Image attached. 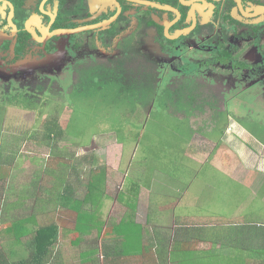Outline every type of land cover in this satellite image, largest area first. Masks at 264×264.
<instances>
[{
    "label": "flooded vegetation",
    "instance_id": "1",
    "mask_svg": "<svg viewBox=\"0 0 264 264\" xmlns=\"http://www.w3.org/2000/svg\"><path fill=\"white\" fill-rule=\"evenodd\" d=\"M105 68L127 83L136 74L148 78L164 103L174 88L202 89L194 100L211 102L218 114L201 123L226 119L219 132L211 131L214 122L191 128L187 121V135L246 144L255 138L239 119L264 127V0H0L3 102L20 92L37 103L52 100L58 88L76 91ZM106 84L99 79L96 87ZM144 104L156 119L159 105ZM8 107L0 105L3 121L13 119ZM20 108L34 119L39 110Z\"/></svg>",
    "mask_w": 264,
    "mask_h": 264
},
{
    "label": "rangeland",
    "instance_id": "2",
    "mask_svg": "<svg viewBox=\"0 0 264 264\" xmlns=\"http://www.w3.org/2000/svg\"><path fill=\"white\" fill-rule=\"evenodd\" d=\"M103 73L98 76V79L90 77L91 80L86 79L84 83L81 81L80 87L76 91H72L68 86L69 81H65L64 85L68 86L67 90L62 92L58 88L56 93L53 94L56 98L52 100L47 99V96H45L41 103L33 102V99L30 98V92H20L12 95L10 102H7V100L3 102V99H0V105L9 106V111H5V113L9 112L12 115L14 123L23 122L27 124V127L14 126V128H20V134L24 135L28 130L29 133L32 132L33 136L36 135L45 140L44 143L39 144L36 151L42 156L39 159L43 160L40 161L43 162L44 169L55 168L54 173L58 177L57 179L64 175L65 178H61L60 185L65 183L69 175L73 179H80L77 178L78 174L75 173L73 168L88 155H95L97 160H100L101 164L107 167V177L104 182L106 187L102 189L104 196L101 195V201L105 208V210L103 209V221L107 224L106 227L110 225L109 222L112 218H123L132 213L128 206H124L126 205L125 202L121 203L118 199L123 194V190L126 191L128 196L134 189L140 190L142 191L140 198L142 194L143 198H151L153 195H158V190H160L159 192L166 191V195L160 196L164 204L172 202L174 205L177 203H175V200L182 202L174 208L179 217L197 216L198 209H201L203 216L206 217L204 218L206 220L202 221L204 222L203 227H211L212 230L215 229L216 223L221 224L224 222L221 218L226 215L223 212L226 205L219 201L215 213H211L212 210L207 213L208 202L216 205L217 199H221L227 205L230 204L229 209L235 202L241 208L252 206V210L255 211L256 208L262 207V211H264V127L253 120L245 122L247 118L245 120L239 119V124L247 128L255 138L247 140L246 144L242 142V144L237 145L239 143L237 138L226 139L223 135L216 133L208 135L207 139L204 140L192 139V135H187L190 130L186 124L187 121L190 127L193 128L195 122L201 123L200 120H203L200 117L204 118L208 115L210 119L215 116L214 113L216 112V107H213L211 102L202 103L194 100L197 95L196 90L199 89L198 94L200 95L202 89L196 86L187 87L186 89L181 86L177 90L174 88L170 92L172 94L177 92L175 97L171 99L166 96V103H164L163 98L157 100V90L148 78L145 80L141 74H136L133 77L134 80L127 77V83L121 81L120 77L119 79L110 77L106 68L103 69ZM99 79L107 82L105 86H102L103 88L96 87ZM154 99L157 100L156 103L153 102ZM143 103L151 106L150 110L157 108V105H159V110L157 109L153 115V117H157L156 119L149 117L151 112L149 109H144ZM30 106L39 109L38 113L34 115L35 119L29 114L23 115L24 112L20 110L22 109L20 107L29 108ZM161 106H164L166 112L161 109ZM4 110L1 111L0 109V131L4 128L5 123V121L3 122ZM24 116L29 118H23ZM262 116L264 117V111H262ZM164 117L170 119L167 120ZM225 119L221 118L220 115L218 123L211 120L210 122L216 124L214 128L211 125V131L217 128L219 132L220 123ZM49 122H56L60 125L55 126V128L51 127V130L54 129L52 139H48L51 134V130H49L51 124ZM210 122L203 121L201 123L203 124L202 127L207 126V123ZM200 123L197 124V127H201ZM62 130L65 133L59 138L57 135ZM240 130L237 126L236 131L238 134H240ZM227 133H229V129ZM218 143L220 144L218 145ZM148 158L150 159L146 164L144 159L147 160ZM240 165L244 166L242 170L238 168ZM156 167L162 168L165 172L159 170L149 172L151 168L155 169ZM80 174L84 175L82 178L84 184L89 183V171H81ZM167 177L170 178L167 179ZM131 178L137 179L140 186L129 188L128 184L132 182ZM243 178L250 181L251 188L244 183L246 180H243ZM40 190L41 188L38 189L39 196L36 204L20 205L19 209H16L18 214L15 212L14 205L11 215L16 214L19 219L35 215L41 227L53 223L54 217H56V222L62 224L58 245L65 247V244H69V233L78 234L75 232L77 214L71 210L61 208L59 198L55 195L51 196L46 188L44 191ZM7 194L8 192L0 194L1 224H4L6 219L3 215L6 212V200L9 198ZM86 194L87 190L80 186L78 188V199L82 200ZM180 199L182 200L180 201ZM65 213L68 216L64 217L65 222H61ZM250 222L254 224L253 228L256 231H259L260 228L264 229V217H258ZM227 225L225 224L224 227L236 230V236L233 235L231 229L220 233L224 244L232 245L239 250L248 249L253 253L257 252L253 255L259 256L258 251L263 249V243L252 242V246H247L248 239L252 234H249V238H247V236H243L242 232H239L242 228L237 230V226ZM30 230L33 229L30 228ZM132 230L134 229L128 227L127 223L118 226L114 222L109 228V234H106L103 243L107 242L106 239L114 241L117 238H120L122 242H124V239L129 241L131 238H128L129 232ZM247 230L252 233L255 232L250 229ZM12 235L14 236L13 233ZM95 237L90 235L91 241L82 243H86L87 248L92 246L94 242L96 243L94 246H98L99 243L96 242L97 238ZM27 239L28 237L24 240L27 241ZM0 245L3 246V249H1V246L0 249L9 258H12L11 260H16L8 245L1 242ZM62 247L55 249L56 260H54V264L60 262L59 255L64 250ZM209 247L203 246V250ZM23 249L27 251L25 247ZM112 249L115 248L111 247ZM206 252L201 253L204 255ZM221 252L223 254L217 253L214 256L215 260L221 262L222 259L232 258V255L224 253L226 251L221 250ZM119 253L123 257L122 249H119ZM112 255H116V253H112ZM24 256L28 258L31 254L19 252L16 258L19 259ZM188 258L192 260V264H202L201 257L198 254L190 255ZM210 258L213 257L210 256ZM98 260L100 261V259ZM93 263L96 264L97 261Z\"/></svg>",
    "mask_w": 264,
    "mask_h": 264
},
{
    "label": "crops",
    "instance_id": "3",
    "mask_svg": "<svg viewBox=\"0 0 264 264\" xmlns=\"http://www.w3.org/2000/svg\"><path fill=\"white\" fill-rule=\"evenodd\" d=\"M20 110L24 112L23 115H27L32 111L28 109ZM6 115L7 117L12 116L11 114ZM25 117L27 116H24L23 118ZM28 123H30V121H28ZM49 123L60 126L56 122ZM15 125L27 127V124L23 122L14 123L13 119H11L7 121L5 120L4 128L0 131V194L2 195L8 192L7 195L9 196L6 200V212L3 215V217L6 218L5 223L1 224L0 222V242L8 245L10 251L12 247L9 238L12 237V228L15 225H19V227L23 226L28 220L29 223H27V225L34 231L41 228L40 222L35 215L19 219L16 217V214H18L16 209H19L20 205L27 206L36 204L39 196L38 189L40 188L42 191L46 188L51 196L55 195L61 199L63 196L61 191L66 188L67 183L73 180V177L69 175L65 183L60 185L61 178H65L64 175H61V177L57 179L58 177H56L54 173L55 168L51 167V169H44L43 160L39 159L42 156L36 151L39 144L44 143L45 140L40 139L39 136H33L32 132L29 133L28 130L24 135L20 134V128H14ZM240 157L242 158V156ZM243 167L244 166L240 165L238 168L242 170ZM169 178L170 177H167V179ZM243 180L246 179L243 178ZM244 183L248 184L250 188L252 187L249 180H246ZM159 191L160 190H158L157 196L153 195L151 198H143L142 194L141 198L139 196L136 201H134L135 199L132 200L133 206L137 205V210L134 211L133 208H129L132 213L126 215H130L127 219L130 223H127V226L132 229L136 228L135 230L140 231L142 236V246L139 250H135V248L125 239L124 242H122L120 238L114 239V241H112V239H106L107 242L103 243L106 234L109 233L107 232L108 228L105 229L103 234L99 235V232H96L98 237H95L96 234L94 237L97 238L96 242L99 244L98 246H94L96 245L94 242L89 248H87L86 243L76 242L77 240L71 238L73 236V234H71L69 236L70 240L68 239L69 244H65V247L58 244V246L56 245L57 247L64 248L63 253H60L59 255V264H94V261H97L96 264H192V260L188 257H190V255L193 256L194 254H198L199 257H201L202 264L227 263L226 258L219 262V260H215L214 256L217 255V253L223 254L221 249L224 248V240L220 233L225 232V230H230L231 228H220V223H216L214 230H212L211 227L204 230V228L207 227H203L204 222L202 221L206 220L204 219L206 217L203 216V211L201 209H198L197 216H192L194 218L179 217L174 208L182 202H178L174 198H171L177 203L173 205V203L170 202L171 204L169 203L170 206H168L169 204H164L162 202L163 199H160L161 195H166V191ZM141 192L142 191H140V194ZM181 200L182 199H180V201ZM219 201L226 205L223 209V212H225L226 215L222 217L221 220L229 224L237 211L243 220H245L246 224L249 225V229L255 231L254 233L249 231V234H252V236L248 239L247 246H252V242H260L263 243L264 246V229L260 228L259 231H256L253 228L254 224L250 222L258 217H264L262 207L256 208L255 211L252 212L253 207L246 205L247 207H243L242 211L240 209L232 211L228 208L230 204L227 205L224 200L217 199L216 205H212L211 202L207 203L206 212L208 213L209 210H212L211 213H215ZM14 205L16 214L11 215V210ZM235 206L239 205L233 202L231 208H236ZM67 216V213L63 214L61 222H65L64 217ZM124 217H114L109 223L114 224V222H116L118 226H123L126 224L123 222ZM31 218H35L36 222H33ZM54 221H56V217H54ZM231 231L233 232V235L236 236V230L231 229ZM240 231L245 233V227L243 230H239V232ZM33 233L24 235L22 244L20 245H23L25 248L28 247V244H30L33 237ZM26 237H28L27 241L24 240ZM87 241H91V239L89 238ZM120 246L121 248H119ZM203 246L210 247L203 250ZM226 246L234 249L232 245ZM111 247L115 249L111 250ZM1 249H3V246H1ZM119 249L123 250V257H121ZM31 250L32 248L30 251ZM203 251L207 252L203 255L201 253ZM246 251H248V257L244 259L241 264H264V247L258 251V253H260L259 256L253 255L257 252L253 253L248 249H246ZM112 253H116V255H112ZM210 256L213 258L211 259ZM98 259H100V261Z\"/></svg>",
    "mask_w": 264,
    "mask_h": 264
},
{
    "label": "trees",
    "instance_id": "4",
    "mask_svg": "<svg viewBox=\"0 0 264 264\" xmlns=\"http://www.w3.org/2000/svg\"><path fill=\"white\" fill-rule=\"evenodd\" d=\"M56 125L57 124L49 125V130H51V127L55 128ZM53 132L54 129L51 130V134L50 136H48L50 138L47 137L48 139L53 138ZM64 133L65 131L62 130V132L57 136L60 138ZM219 144L220 143H218V145ZM149 159L150 158H148L147 160L144 159V162L148 164ZM73 169L75 173L78 174L77 178L80 179L78 180L75 178L66 184V188L61 191V194H63V196H60L61 199L59 198V205L61 206V208L71 210L77 214V225L75 227V232H77L78 234L69 233V236L73 234L71 238H74V240H77L76 242L80 243L86 242L90 238V235L94 236L96 232H99V235L103 234L106 228L109 229L112 226L111 223L109 226L106 227L107 224L103 221V209L105 210V208L101 201V195L104 196L102 194V189L106 187L104 182L105 178L107 177V167L102 165L101 161H98L95 155H88L85 158L81 159L78 162V165H75ZM85 170L89 171L90 180L89 183L84 184L82 180L84 175L80 174V172ZM157 170L163 171L162 168L156 167L155 169L151 168V171L149 172H156ZM131 181L132 182H129L128 184L129 188H133L134 186H140L137 179L131 178ZM80 186L87 190V194L82 200L78 199V188ZM123 191V194H121L118 198L119 201H121V203L125 202L126 205L124 206L133 208L134 211H136L137 205L133 206L132 200L135 199L134 201H136L138 199V197L140 196V190L135 189V192L131 191V194H129V196L128 194H126L125 190ZM235 207L236 208H231V210L234 211L236 209H240L242 211L241 206ZM62 211L64 210L62 209ZM252 212L254 211L252 210ZM129 216L130 215L124 217L123 222L130 223V221L127 220ZM31 220H33V222H36L35 218H31ZM27 223H29L28 220L23 226L19 227V225H15L12 228V233L15 237L11 234L12 237L9 238L10 245L12 247L11 252H13V257H15L14 259L16 260H11L12 258H9L3 251H0V264H54V260H56L55 249L57 247L56 245L59 243L61 233L60 229L62 228V224H59L58 222L54 221L53 223L47 226H43L38 230L34 231L30 230V227L27 225ZM221 224H227V222H222ZM229 225L237 226L236 229L242 228L240 230H243L245 227V233H243V231L240 232H242L244 236H247V238H249V231L247 230L249 229V227L237 211L235 213L234 218L227 226ZM224 226L225 225L219 224L220 228ZM208 228L209 227L204 228V230ZM108 229L107 232H109ZM135 229L129 232L130 235L128 238H131L128 242L135 248V250H139V248H141L142 246V236L140 234V231H137ZM94 231L96 232L94 233ZM32 233L33 237L30 241V244H28V247L25 248L27 251H25L22 248L23 245L20 244H22L24 235ZM96 237H98L97 234ZM31 248L32 250L30 251ZM221 250L226 251L224 252L225 254H230V256L232 255V257H234H230L229 259H227V264H241L242 261H244V259L248 257V251L239 250L235 248L233 249L231 247H227L225 244L224 248ZM19 252H27L30 253L31 256L28 258L24 256L17 259L16 255Z\"/></svg>",
    "mask_w": 264,
    "mask_h": 264
}]
</instances>
